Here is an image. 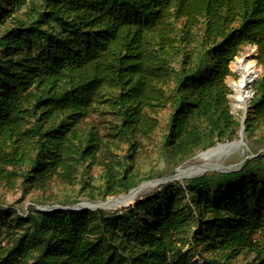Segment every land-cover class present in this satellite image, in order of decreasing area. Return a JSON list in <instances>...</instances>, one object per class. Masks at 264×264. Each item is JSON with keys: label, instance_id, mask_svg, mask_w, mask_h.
Returning <instances> with one entry per match:
<instances>
[{"label": "trees", "instance_id": "16d2710c", "mask_svg": "<svg viewBox=\"0 0 264 264\" xmlns=\"http://www.w3.org/2000/svg\"><path fill=\"white\" fill-rule=\"evenodd\" d=\"M246 45L264 71V0H0V184L20 178L22 202L96 166L101 201L128 193L162 109L173 161L231 141L226 79ZM251 87L246 138L264 124V74ZM244 163L112 212L0 208V238L19 231L0 264H264V177Z\"/></svg>", "mask_w": 264, "mask_h": 264}, {"label": "rangeland", "instance_id": "374dc122", "mask_svg": "<svg viewBox=\"0 0 264 264\" xmlns=\"http://www.w3.org/2000/svg\"><path fill=\"white\" fill-rule=\"evenodd\" d=\"M253 50L255 51V49ZM252 51L250 52V48H248V45H246L241 48V51L239 52L236 58L239 59L240 57H242V55L249 57L252 55ZM256 57L257 55L254 58H250V59H252V61L256 63V67H257L256 78H257L263 75L264 71L260 66H257ZM236 58L232 62L233 64L231 63L230 65V71L233 76L228 77L226 79V86L231 91V94L229 95L231 113L233 117L239 122L240 125V121L242 119L244 110H247V112L252 111L251 110L252 106L254 105L256 100L254 99L253 101H251L253 97V91L251 87L250 89L251 94L249 99V102L251 101V105L249 106V102H248L244 110H234V108L232 107L231 96L233 95L234 92L231 90L228 83L231 79L236 80L239 77V75L234 72V68L232 67L236 63L235 62ZM254 81L252 82L251 86H253ZM153 116L154 118H156L158 122V126L156 130L147 139L137 138V141L139 142V147L133 165L134 180L136 181L137 186L134 188L137 187L139 188V186L141 187L143 185L151 184L153 183L152 181L156 182L157 180H165V179L167 180L169 179L171 180L170 182L172 183H179L184 186L188 179L174 178L178 170H186L200 165H209L211 167V170L206 171L199 176H203V175L210 176L213 174H227L230 172L238 171L245 164L244 161L246 160L252 161L251 165H253V167L256 169V174H258L260 178L264 177V124L258 125L255 128L253 135L249 138H246L243 133L242 148L237 149L232 153L227 154L226 156L217 159H211L212 161L202 160V158L206 156L207 152L208 153L211 151L213 152L217 148L222 147L227 143L240 140L239 132L237 134V137L233 138L231 141L224 140L221 143L217 142L214 146L206 149L203 152L197 153L194 157L186 161L179 162L178 160L177 161L171 160V158L165 155V153L161 150V144L163 143L164 137L167 134L169 110L168 109L159 110ZM89 123L96 126L101 132L107 131L106 128L107 124L105 122V119L102 117L93 115L90 118L88 124ZM125 150H126V145H122L121 151L117 152L118 156L122 155L125 152ZM240 164L242 165L239 166ZM102 175L103 174L101 167L94 166L90 169L89 168L80 169L75 181L72 184H65L55 179L51 181L44 190H36V189L31 190L27 195V197L22 202H19L21 196L20 178L16 180L14 188L12 189H9L8 187H6L4 184L1 183L0 208L4 209L6 207H14L16 209L18 208V210L20 209L21 211L26 212L29 210V207H33L36 210H38L37 208H41V207H54V206L70 208L77 204L104 202L101 201L99 198L103 192ZM199 176L193 178H198ZM164 185L165 184L160 183L158 186H155V188L145 189L138 196V198L135 199V201H139L146 196L152 195L153 193L159 191V188ZM125 194L127 193H122L117 196L108 197L106 199L109 200L111 198H115ZM75 202L77 204H73ZM123 208L126 209L128 207H119L116 209L113 208L114 210L109 209L106 211L112 212ZM82 211H78V212H82ZM195 230H198V228H196ZM15 233L16 234L14 235L5 234V233L2 235V237L0 238V243L2 247L11 246L13 238L17 237L16 235L19 234V231L16 230ZM260 244L264 245V236L260 240ZM191 248H192V244L190 238L187 244L185 245L184 250L190 251ZM200 256L207 259H211V257H213L211 253L201 251L198 254V256H195V258L191 262L198 261L199 263H201ZM242 259H243L242 257L239 258V260ZM246 259L248 261H252L251 256L247 257ZM30 263L31 261H28V264Z\"/></svg>", "mask_w": 264, "mask_h": 264}, {"label": "bare ground", "instance_id": "6f19581e", "mask_svg": "<svg viewBox=\"0 0 264 264\" xmlns=\"http://www.w3.org/2000/svg\"><path fill=\"white\" fill-rule=\"evenodd\" d=\"M253 49L254 48L251 47L250 52ZM256 55H257L256 50L255 51L253 50L252 55L249 57L242 55V57H240L239 59L236 58V61H235L236 63L232 66L234 68V72L239 75V77L236 80L231 79L228 83L229 87L234 92L233 95L231 96L232 107L234 108V110H244L246 108L245 106L249 102L250 94H251L250 93L251 85L257 76L256 63L252 61V59L250 58H254ZM242 146H243V143L241 142V139L238 141L227 143L226 145L217 148L213 152L211 151L209 153H206V156H204L202 160L208 161L211 159L221 158L223 156H226L229 153H232L233 151L237 149L242 148ZM210 170H211V167L209 165H200V166L192 167L186 170H178L174 178L176 179L191 178L192 179L193 177H197L203 174L204 172L210 171ZM160 183L161 182L156 181L148 185H143L139 187L138 189H135L134 191H132L128 196L111 198L105 204L104 202L86 203L85 206L91 209H98V208H103V210H109L113 208L116 209L121 206L131 204L136 198H138V196L145 189L155 188V186H158Z\"/></svg>", "mask_w": 264, "mask_h": 264}, {"label": "water", "instance_id": "95a60500", "mask_svg": "<svg viewBox=\"0 0 264 264\" xmlns=\"http://www.w3.org/2000/svg\"><path fill=\"white\" fill-rule=\"evenodd\" d=\"M255 50H256V52H257V48L255 47ZM248 112H247V110H244V113H243V116H242V119H241V121H240V130H239V137H240V139H241V142H242V140H243V127H244V122H245V120H246V114H247ZM243 143V142H242ZM242 164H240L239 166H241ZM157 181H159V182H161L162 184H166V183H169L171 180H167V179H165V180H157ZM152 182H154V181H152ZM140 187V186H139ZM138 188V187H137ZM137 188H134V189H131L127 194H125V195H120V196H118V197H126V196H128L132 191H134L135 189H137ZM118 197H115V198H118ZM109 200H107V201H105L104 202V204L105 203H107ZM136 202L137 201H133L131 204H128V205H125V206H121V207H129V206H133V205H135L136 204ZM38 210H40V211H56V210H62V211H82V210H84V211H94V210H103V208H98V209H91V208H88V207H86L85 206V204H77V205H75V206H73V207H70V208H68V207H60V206H54V207H41V208H37Z\"/></svg>", "mask_w": 264, "mask_h": 264}, {"label": "built area", "instance_id": "2783aa9c", "mask_svg": "<svg viewBox=\"0 0 264 264\" xmlns=\"http://www.w3.org/2000/svg\"><path fill=\"white\" fill-rule=\"evenodd\" d=\"M251 47L255 49V47H254V46L248 45V48H251ZM248 109H250V108H248Z\"/></svg>", "mask_w": 264, "mask_h": 264}]
</instances>
